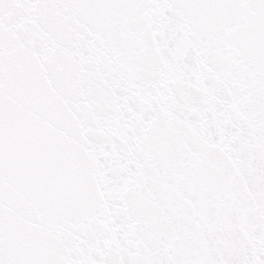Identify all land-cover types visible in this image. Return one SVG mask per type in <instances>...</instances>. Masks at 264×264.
I'll list each match as a JSON object with an SVG mask.
<instances>
[{"label": "snow or ice", "instance_id": "obj_1", "mask_svg": "<svg viewBox=\"0 0 264 264\" xmlns=\"http://www.w3.org/2000/svg\"><path fill=\"white\" fill-rule=\"evenodd\" d=\"M0 264H264V0H0Z\"/></svg>", "mask_w": 264, "mask_h": 264}]
</instances>
